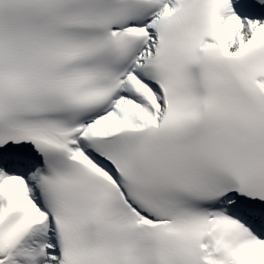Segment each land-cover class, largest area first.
Here are the masks:
<instances>
[{"label": "snow or ice", "instance_id": "snow-or-ice-1", "mask_svg": "<svg viewBox=\"0 0 264 264\" xmlns=\"http://www.w3.org/2000/svg\"><path fill=\"white\" fill-rule=\"evenodd\" d=\"M0 264H264V0H0Z\"/></svg>", "mask_w": 264, "mask_h": 264}]
</instances>
